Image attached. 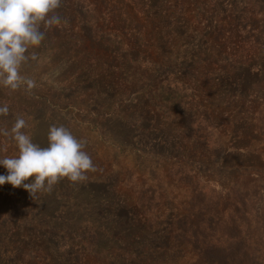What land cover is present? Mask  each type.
<instances>
[{"label":"trees","instance_id":"16d2710c","mask_svg":"<svg viewBox=\"0 0 264 264\" xmlns=\"http://www.w3.org/2000/svg\"><path fill=\"white\" fill-rule=\"evenodd\" d=\"M187 1L198 3L217 33L200 45L189 33L202 17L191 15ZM221 1L62 0L57 12L68 24L30 49L36 65L26 63L22 75L36 87L0 95V106L9 107L0 128L10 131L28 114L21 94L36 105L61 97L67 109L129 120L140 141L129 153L139 166L124 181L112 179L105 194L91 189L98 184L92 171L34 200L22 187L0 185V264H264V15L246 36L250 26L231 24L237 10ZM182 56L191 60L185 71ZM64 61L65 75L56 78L63 87L37 81L38 67ZM168 118L178 124L167 126ZM34 126L24 131L46 147L48 133ZM97 127L103 130L94 121ZM112 135L117 148L130 149ZM18 154L15 141L0 135V159ZM89 156L94 163L95 153ZM52 241L78 249L57 251Z\"/></svg>","mask_w":264,"mask_h":264},{"label":"clouds","instance_id":"9594fccd","mask_svg":"<svg viewBox=\"0 0 264 264\" xmlns=\"http://www.w3.org/2000/svg\"><path fill=\"white\" fill-rule=\"evenodd\" d=\"M61 5L62 0H0V87L12 91L36 87L34 80L22 75V68L29 59H37L30 49L42 46L47 30L68 24L57 12ZM8 114L9 107L0 106V116ZM27 127L28 122L17 116L10 131L0 128V135L14 140L19 150L17 156L0 159L7 169L6 175H0V185L22 187L34 200L38 193H50L61 179L82 183L88 179L87 172L96 171L84 150L87 141L67 127L50 126L46 147L33 142L24 131Z\"/></svg>","mask_w":264,"mask_h":264},{"label":"rangeland","instance_id":"374dc122","mask_svg":"<svg viewBox=\"0 0 264 264\" xmlns=\"http://www.w3.org/2000/svg\"><path fill=\"white\" fill-rule=\"evenodd\" d=\"M188 6L187 10H191L192 14L196 19L202 17V25L199 30H197L195 27L192 28L191 33L189 35L194 34L195 36V41L193 40V45H200L198 43L203 42L204 38L206 37H215L217 33H215L214 29L212 28L210 22H207L208 19H204L206 16H200L201 15V10L198 9V3L196 1H187ZM223 6L227 7V9L231 10L232 8L237 10V12H234L233 18L231 20V24H235L237 22L244 23L250 28H248L245 32L246 36L250 35L251 31V25H254V27L259 25L262 20H263V15H264V0H222L221 1ZM193 3V4H192ZM234 5V6H233ZM60 8H63L62 6ZM59 8V9H60ZM58 14L63 17L64 14L61 12H58ZM214 16V15H213ZM215 17V16H214ZM71 22V21H70ZM73 23V21H72ZM74 24V23H73ZM76 24V23H75ZM183 31H181L182 33ZM202 33V35H201ZM197 40V41H196ZM200 40V41H199ZM191 44V48L193 46ZM86 51L89 53L90 51H93L91 46H89V43L85 45ZM264 47V45L262 46ZM185 50L184 47H180L179 51ZM91 54V52L89 53ZM180 61L182 62V67L184 71L188 69L191 60H188L186 57H179ZM68 60V59H67ZM33 61V60H32ZM31 59L27 62V67L29 69H33V67L36 65L35 62H32ZM186 61V62H185ZM184 62V63H183ZM35 64V65H34ZM69 64L68 61L64 62H59L54 66H49L46 67V65L43 66V70L41 67H38V74L40 77L37 79V81H40V83H43L46 81L45 79L47 78V84L52 85L55 90L60 89L63 87L62 85H57V77L60 75H65L66 69H63V71L60 72V68H65V65ZM25 68V66H24ZM67 77V76H66ZM60 86V87H59ZM10 89L0 87V95H5L7 96V92ZM14 93H12L13 97ZM58 102L56 103H49L46 102L44 103V100H40L43 102V105H36L33 101H28L27 98L25 97L24 94H21V103L23 104H28L30 106V109H28V114L26 113H20L21 116L29 123H32V126H36L40 124L41 130L40 131H46L48 133V130L50 126L56 125L60 126L63 125L67 127L74 136H76L78 139H84L87 141V145L85 147V151L90 154V152L95 153V159H94V165L96 166V171H92L94 173V177H96V181L98 184H95L91 188L93 191H98L99 193L105 194L107 192H111L113 190V185L115 184V181L112 179H116L118 177L119 179H122L124 181L127 172H132L134 171L136 166H139L134 162L133 155L129 153L134 149V144H139L140 141H134L133 139V130L131 129V126L129 124L128 120V125L124 122L123 118L112 115L111 112L109 111L107 115L104 117L98 116L95 113L92 112H78L76 110L66 108L69 102H67L65 99L59 97ZM110 109L113 112H116L117 106L114 103L109 104ZM107 106V107H108ZM112 112V113H113ZM138 117H134V119H137ZM40 121V123H39ZM94 121H96L97 124L100 123L101 128L97 127L94 129ZM167 126L170 125V127H173L174 124H178V120H173L169 118L167 119ZM99 122V123H98ZM34 126V127H35ZM166 126V128H168ZM243 125H239L238 128H236L237 131H242ZM33 131H36L37 127L34 129L32 128ZM162 131V133H172L173 131ZM39 131V130H37ZM236 131V133H238ZM114 133L115 137V142L118 143L120 146L126 145L130 149H127L126 147L119 149L115 145L114 138L111 137L113 136L112 134ZM122 134V135H120ZM237 135V134H236ZM48 143V142H47ZM245 144H248L247 139L245 140ZM150 145V144H148ZM251 146L253 147H259L263 148V145L259 141L251 140ZM154 147V146H152ZM165 145L164 144H159L158 146H155V149H161L164 150ZM167 148V147H166ZM170 148V147H169ZM168 149V148H167ZM166 149V150H167ZM151 157V156H150ZM248 159V158H247ZM143 163V161H141ZM208 174H211L208 172ZM218 176V175H217ZM216 176V177H217ZM100 179V180H98ZM216 179H219L216 178ZM65 180L61 179L58 182V185H65ZM120 189L124 192L127 193L129 192V189L124 185L123 183L121 184ZM103 195L97 196L99 199L102 198ZM113 198L116 199V203L122 206L124 208L125 202H123V197L116 193H113L111 195ZM65 200H67V196H62ZM84 199V198H83ZM83 199H80L78 201H83ZM86 199V197H85ZM66 203V202H64ZM129 203H134V200H131ZM73 213V211L67 210V214ZM73 218H68V220H71ZM61 243V241H60ZM74 244V243H73ZM61 245V244H60ZM55 246V247H54ZM50 247L52 249L56 248L58 249L57 251H65V250H70L71 252H75L78 248H72L70 245H68V248L65 247H60L59 243L51 242ZM72 248V249H70Z\"/></svg>","mask_w":264,"mask_h":264}]
</instances>
